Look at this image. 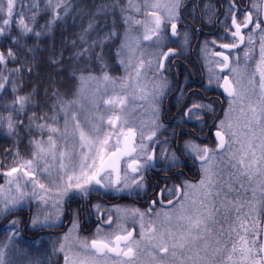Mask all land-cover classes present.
Returning <instances> with one entry per match:
<instances>
[{"label": "snow or ice", "instance_id": "6c2138e0", "mask_svg": "<svg viewBox=\"0 0 264 264\" xmlns=\"http://www.w3.org/2000/svg\"><path fill=\"white\" fill-rule=\"evenodd\" d=\"M183 7L184 0H84L82 6L47 0L41 12L34 0L26 16L16 11L17 0H0V137L12 144L3 148L5 160L13 159L10 167L0 164L6 167L0 173L5 179L0 219L9 230L0 245V264H18L10 253L17 251L21 225L34 233L56 229L68 213V232L48 237L49 255L62 253L63 264H264V0L244 8L228 0L221 14L231 23L221 22L223 35L211 41L214 46L221 41L223 51L214 53L219 74L210 70L208 84L201 87L207 91L215 82L228 97L224 118L213 121V146L201 143L200 133L208 124L205 118L215 113V102L187 86L178 89L180 99L189 95L171 137L160 139L161 129L168 131L160 120L162 99L173 91L167 75L172 58L190 47L199 31L184 20ZM257 34L259 59L242 71L240 58L234 66L231 53L247 39L244 58L252 60ZM145 42L155 49L150 59L141 50ZM121 66L127 81L110 75ZM117 84L123 94H110L109 85L115 92ZM129 99L147 102L154 118L150 134L141 133L147 143L141 142L138 152L136 129L123 116ZM185 124L192 129L184 131ZM176 128L182 129L179 135ZM24 140L32 150L20 160ZM124 157L131 160L122 174ZM191 165L199 168L195 182L186 174ZM38 173H46L56 187L54 213L43 210L52 191ZM101 190L113 200L148 205L132 213L141 220L139 239L122 223L116 231H103L114 216L119 221L129 212L118 203L94 202ZM31 201L36 210L25 219ZM84 212L97 215L90 242L75 235ZM33 243L45 246V237Z\"/></svg>", "mask_w": 264, "mask_h": 264}, {"label": "flooded vegetation", "instance_id": "af4514ba", "mask_svg": "<svg viewBox=\"0 0 264 264\" xmlns=\"http://www.w3.org/2000/svg\"><path fill=\"white\" fill-rule=\"evenodd\" d=\"M254 0H238V3L242 8L250 6ZM255 2H261V0H255ZM228 5V0H184V7L181 9L183 13L184 20L188 23V25L191 28L199 30L194 37L191 40L190 47L184 46L183 51L181 55L175 56L172 58V69L167 75L169 76V82L173 89V91L169 92L166 96L163 97L162 103H161V120L160 123L164 125V128H167L168 131L164 132L163 128L161 131L163 132V136H160V139H163L164 137H171V132L173 130V127L176 123V119L179 115L180 108L187 102V98L189 95V92L185 93V98L180 99L179 98V91L181 87L187 86V88L190 91H196L202 93L206 101L211 100L214 101V108L215 113H210L207 119L208 124L204 128V132L200 133L201 136V143L208 144L209 146L213 145V135L215 128L212 126L213 121H216L218 123V120L216 119L219 117L220 119L224 118V110L227 109L228 104L227 100L228 97L225 95L223 90L221 88L216 87L215 82L213 85L205 91L201 85H207L208 84V75L211 70V72L218 73L219 74V68L217 67V60L218 57H215L214 53L217 51H223L218 47V44L221 41H217V45H212L211 41L216 39L218 36H222L224 33V27L222 26L221 22L230 24V19L225 20V16L221 13L226 12ZM210 6V7H206ZM215 13V14H213ZM255 15V12H254ZM212 16V22L208 21V17ZM238 19H242V17H238ZM180 27L181 33L183 32V27ZM243 34L247 38L248 30L244 29ZM205 41H208L207 44H205ZM256 44H255V50L253 53V59L250 61H246L244 58V51L248 47L247 45V39L245 44L241 45L239 49L233 50L231 53V56L233 57V63L235 66V57L240 58V64L239 67L243 71L245 67L247 66L249 70L255 67L256 61L259 59V34L256 36ZM179 43L182 45L183 41H179ZM147 46L149 47L147 49V53H152L155 51L153 47H150L149 44L146 42ZM173 47H176V45H172ZM227 54V53H226ZM146 59L152 58L150 55H145ZM227 74V73H225ZM148 76L151 77V73H148ZM178 82H175V81ZM222 82V81H221ZM175 84V87H174ZM132 93V91H131ZM139 95V93H136ZM132 100V99H131ZM134 105L129 108V115L127 116L128 126L134 127L136 129V138L134 147H136L137 152L139 151V145L141 142L147 143L146 140L142 141L141 133L143 132L142 129L138 125H135V121H133V116H135V110L137 107L142 108L146 106V102L140 101L136 102V100H132ZM137 112V111H136ZM199 127L200 125H196ZM192 129V124H185L183 125L184 131H190ZM182 129L176 128L175 131L177 135H179L180 131ZM152 130L147 132V135L150 134ZM147 135H144L145 137ZM123 140L121 142L122 146ZM137 153L133 155V157H136ZM131 158H125L122 161V174L125 170H127L128 163H130ZM198 173L199 168L198 165H191V171H188L187 177L189 180L195 182L198 179ZM103 191V190H102ZM97 194L93 193V197H96ZM94 202H103L105 203L106 207H113L115 204H126L127 206H130L133 209V213L139 209V211L143 212L148 205L145 204L143 201L135 202L130 199H124V200H113L109 196L103 195V192L100 194L99 200H94ZM32 205V211L30 212L28 208L25 207L23 216L25 219H27L29 216L33 214V212L36 210V203L31 204ZM77 205L74 203L73 207L75 208ZM46 212H55L52 208H46L43 209ZM157 210L159 209V206H157ZM91 212V208L88 210ZM133 215V214H132ZM71 213H68L66 217H63V224L61 227L56 229H44L40 232H33L30 229L25 228L23 225H21V237L25 242H31L35 239H37L38 236H44L45 237V246L42 247H50L51 244L48 243V237L51 236L52 240H55L57 236L62 237L63 233H67L68 230L71 228V222L70 217ZM147 217V216H146ZM145 217V218H146ZM134 219H140L139 216L133 215ZM149 219V217H147ZM154 218V217H153ZM114 223L111 226V228H108L107 226H103V231L106 232H112L116 231L115 228H112L115 226L116 223V217H113ZM97 215L92 214L89 215L88 212H84L81 215L80 220V231L88 235L89 238L94 237V231L97 227ZM134 226L130 225L127 227L128 230L133 229ZM135 229V228H134ZM135 229V237L137 235ZM91 238V239H92ZM90 239V241H91Z\"/></svg>", "mask_w": 264, "mask_h": 264}, {"label": "rangeland", "instance_id": "374dc122", "mask_svg": "<svg viewBox=\"0 0 264 264\" xmlns=\"http://www.w3.org/2000/svg\"><path fill=\"white\" fill-rule=\"evenodd\" d=\"M135 2H137V0H134ZM149 47L147 46L146 42L144 43L143 47H142V51L145 52V55H149V53H147V49ZM146 58V57H145ZM135 62V61H134ZM120 72H121V77L125 78V81H127L128 79V74L126 73L125 69L121 66L120 67ZM149 77V76H148ZM150 78V77H149ZM133 83H135V81H133ZM101 87H103V85H101ZM115 92L112 91L113 86L109 85V92L110 94L113 95H122L123 93L121 92V89L119 87V84L115 85ZM131 91H133L132 89H128V92L131 94ZM136 102H139L138 99L136 100ZM134 103L131 99H129V101L126 104L123 116L124 118L127 120V116L129 115V108H131V106H133ZM116 112H120L119 107H117L115 109ZM137 111V112H136ZM136 114L135 116H133V121H135V125H138L140 127V129L143 130V135H147V132H149L150 130H153V114L151 111V106L146 102V106L139 108L137 107L136 110L134 111ZM128 126V124H127ZM105 131H111V129H109L107 127V125L105 124ZM147 131V132H146ZM115 136H113L112 140L110 141V150H114L111 149V145L115 143ZM122 138H121V142H122ZM213 146V145H212ZM58 167V165H56L53 168L52 171V176L55 177L56 174V168ZM38 178L41 180V182L45 183L46 185H49L51 187V191H52V197L49 201V206L47 208H52L54 211V207L52 206V202L54 201L55 197H56V187L54 184H50V180L49 177L46 173H38ZM0 184H5V179L2 175V178L0 180ZM27 190H31V185L28 186ZM101 192H103L101 190ZM28 203L26 202L25 207L28 208ZM31 204L36 203V201H31ZM120 207L122 209H127L129 214L127 215V217L122 218L121 220L117 221L115 223V226H113L112 228H115V230H117V224L118 223H122L124 225L125 228H127L130 225H133L134 228L136 229V233L139 234L140 231V223L141 220L139 219H134L133 218V209L130 206H127L126 204H121ZM46 209V208H45ZM147 220L144 218V221ZM147 223V222H145ZM79 232V230H78ZM78 232L75 234L79 237L80 240H85L87 239L90 242L91 238H87L84 236H80L78 234ZM96 230L94 231L95 234ZM65 233L62 234V237ZM8 236V233L5 234L4 236H0V245H2L5 242L6 237ZM88 236V235H86ZM136 239H139V236L135 237ZM15 247L17 249V251L10 253V255H12V257L18 261V264H28L29 260H39V257L42 253H47L50 251L49 247H38L37 244L35 243H31V242H25L21 237H17L15 240ZM76 247L74 246L73 249H75ZM74 251V250H73ZM75 251H80L79 248H77ZM84 253L81 252V255H83Z\"/></svg>", "mask_w": 264, "mask_h": 264}, {"label": "trees", "instance_id": "16d2710c", "mask_svg": "<svg viewBox=\"0 0 264 264\" xmlns=\"http://www.w3.org/2000/svg\"><path fill=\"white\" fill-rule=\"evenodd\" d=\"M34 2V0H17V8H16V11H23L24 14L26 16H29L31 15V5L32 3ZM47 2V0H39V3H40V8H41V12L43 11V8H44V5L45 3ZM68 2H72V3H75V4H78V5H81L83 4L84 0H68ZM89 2H92V0H89ZM95 2L97 4L99 3H102L103 0H95ZM135 2V1H134ZM23 5V7H21ZM41 23H43L44 21L41 20L40 21ZM77 23H79V21H77ZM85 25H86V20L84 21ZM68 24H72V19L69 18L68 20ZM72 30V29H70ZM75 30H79L78 28L75 29ZM110 75L116 77V78H120L122 75H121V72H120V69L119 71H114V72H110ZM175 82H178L177 80ZM174 87H175V84H174ZM12 144L10 141H6L4 138L0 137V164H3L5 165L6 167H10L13 163V159L11 156H9L6 160L3 156V148L4 147H11ZM32 149L28 146V141L27 140H24V142L20 145V152H21V156L20 160H23V159H26L28 158V153L31 151ZM6 167H0V173H2L3 171L6 170ZM2 178V175H0V180ZM144 222H148V218L146 217ZM7 225V221L5 220H2L0 219V236H4L5 234H9V230L8 228L6 227ZM81 226V224H80ZM78 234L80 236H84V237H87L85 234H83L80 229H79V232ZM136 236H139V234H137ZM18 237H21L18 236ZM22 238V237H21ZM92 238V237H91ZM76 248L73 249L74 251L78 248V246H75ZM50 251L47 252V253H42L39 257V260H43L45 261V264H56L57 261H59V264H63V254H59V256H50V252H51V246L49 247Z\"/></svg>", "mask_w": 264, "mask_h": 264}, {"label": "water", "instance_id": "95a60500", "mask_svg": "<svg viewBox=\"0 0 264 264\" xmlns=\"http://www.w3.org/2000/svg\"><path fill=\"white\" fill-rule=\"evenodd\" d=\"M226 95V94H225ZM227 96V95H226ZM136 138V137H135ZM134 143H135V139H134V141H133V146H134ZM122 146H123V143H122ZM135 153H133L132 154V156L134 155ZM125 158H129V157H124L122 160H121V173H122V161L125 159ZM131 230H133V229H131ZM130 230V231H131Z\"/></svg>", "mask_w": 264, "mask_h": 264}]
</instances>
